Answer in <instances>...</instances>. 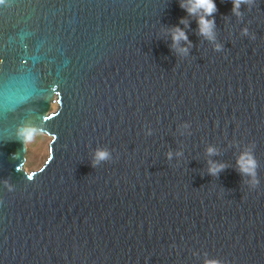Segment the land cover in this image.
Here are the masks:
<instances>
[{"label":"water","instance_id":"obj_1","mask_svg":"<svg viewBox=\"0 0 264 264\" xmlns=\"http://www.w3.org/2000/svg\"><path fill=\"white\" fill-rule=\"evenodd\" d=\"M180 3H0V264H264V0H215V40Z\"/></svg>","mask_w":264,"mask_h":264},{"label":"clouds","instance_id":"obj_2","mask_svg":"<svg viewBox=\"0 0 264 264\" xmlns=\"http://www.w3.org/2000/svg\"><path fill=\"white\" fill-rule=\"evenodd\" d=\"M3 0H0L2 3ZM256 0H231L232 3V12L234 15L241 17L243 14L240 9L242 5L252 6L255 4ZM180 7L184 9L189 16L197 17L198 24V33L199 35L204 36L209 40H215V19H209L213 17L214 13L217 11V6L215 0H188V3H185L184 0H181ZM181 24H185L187 26V20L182 18L180 20ZM242 34L245 36H249L251 39H255L253 35H250L249 30L247 28L242 29ZM173 43L176 44L180 40L188 41L187 35L183 29L179 26H175L171 30ZM190 43V42H189ZM222 48L221 45H216V50L220 51ZM181 52L186 53L187 48L180 49ZM21 135L24 138L25 144L28 145L32 140L34 133L31 130H23ZM209 154L214 153V149H208ZM169 158H171V153L168 154ZM111 159V154L106 148H98L95 150L94 158L92 161V167L96 168L101 162L109 161ZM239 171L242 174L248 175L250 180V185L254 188L259 184V180L256 178V168L257 162L254 156L250 151L243 153L238 159ZM224 165H212L209 168V172L215 176L221 170H223ZM30 179V177H29ZM205 264H220V261L216 259H209L205 261Z\"/></svg>","mask_w":264,"mask_h":264},{"label":"rangeland","instance_id":"obj_3","mask_svg":"<svg viewBox=\"0 0 264 264\" xmlns=\"http://www.w3.org/2000/svg\"><path fill=\"white\" fill-rule=\"evenodd\" d=\"M50 142L51 139L49 137L37 135L28 144V150L30 152V156L27 153V163H26L27 171H37L44 165L46 159L49 156Z\"/></svg>","mask_w":264,"mask_h":264},{"label":"trees","instance_id":"obj_4","mask_svg":"<svg viewBox=\"0 0 264 264\" xmlns=\"http://www.w3.org/2000/svg\"><path fill=\"white\" fill-rule=\"evenodd\" d=\"M28 154H29V156H30V152H29V150H28ZM29 164H31V163H29Z\"/></svg>","mask_w":264,"mask_h":264}]
</instances>
